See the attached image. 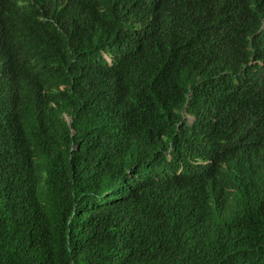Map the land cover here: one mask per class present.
Wrapping results in <instances>:
<instances>
[{"label":"trees","instance_id":"obj_1","mask_svg":"<svg viewBox=\"0 0 264 264\" xmlns=\"http://www.w3.org/2000/svg\"><path fill=\"white\" fill-rule=\"evenodd\" d=\"M0 264H264V0H0Z\"/></svg>","mask_w":264,"mask_h":264},{"label":"clouds","instance_id":"obj_2","mask_svg":"<svg viewBox=\"0 0 264 264\" xmlns=\"http://www.w3.org/2000/svg\"><path fill=\"white\" fill-rule=\"evenodd\" d=\"M109 59V58H108Z\"/></svg>","mask_w":264,"mask_h":264}]
</instances>
